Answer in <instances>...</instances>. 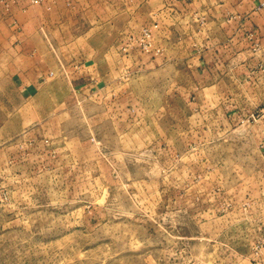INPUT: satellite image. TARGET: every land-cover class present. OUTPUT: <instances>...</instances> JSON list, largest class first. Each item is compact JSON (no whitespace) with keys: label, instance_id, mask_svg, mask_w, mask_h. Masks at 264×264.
<instances>
[{"label":"rangeland","instance_id":"374dc122","mask_svg":"<svg viewBox=\"0 0 264 264\" xmlns=\"http://www.w3.org/2000/svg\"><path fill=\"white\" fill-rule=\"evenodd\" d=\"M243 4L31 1L54 74L0 132V264H264V71L194 58Z\"/></svg>","mask_w":264,"mask_h":264},{"label":"crops","instance_id":"0c3cea01","mask_svg":"<svg viewBox=\"0 0 264 264\" xmlns=\"http://www.w3.org/2000/svg\"><path fill=\"white\" fill-rule=\"evenodd\" d=\"M46 1L52 8L44 5V12L57 14L59 10L56 3L59 0ZM262 4L264 0H245L241 14L238 15L235 11L236 14L231 18L228 12L230 9L227 11L225 8L226 14L218 15L213 27L219 30L222 27L217 26L223 25L226 36L221 38L214 36L202 44L194 57L196 70L202 72V75L210 74L214 70L218 71L215 68V64L219 67L217 61H225L227 66L221 74L217 72V78L225 76L226 71L227 75L231 73V78H234L236 72L245 73L248 77L252 72L262 73L264 71L261 69L264 67V8L261 7ZM36 9L34 5L31 6L30 0H0V132L12 119L19 126V131L24 128L28 118V105L40 95L44 84L54 74L52 68L44 63L45 58L39 48L33 47L34 37L31 36L34 33L30 36L28 32L30 29L37 30L40 27L38 20L34 19ZM37 36L38 33L35 39ZM225 40L226 42L222 43ZM236 44H241V48H236ZM255 50L263 54L260 61V56L255 58L251 56L257 54L254 53ZM250 70L253 71L250 72ZM89 81L83 87L93 93L105 92V87L100 83ZM4 84L10 87L15 94V99L9 100L7 96L2 95ZM8 101L10 103H7ZM9 137L4 135L3 139Z\"/></svg>","mask_w":264,"mask_h":264},{"label":"built area","instance_id":"2783aa9c","mask_svg":"<svg viewBox=\"0 0 264 264\" xmlns=\"http://www.w3.org/2000/svg\"><path fill=\"white\" fill-rule=\"evenodd\" d=\"M31 1H32V3H37L39 0H31ZM261 7L264 8V4H262Z\"/></svg>","mask_w":264,"mask_h":264}]
</instances>
